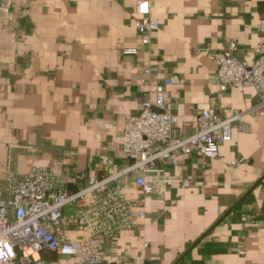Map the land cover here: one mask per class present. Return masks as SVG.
Here are the masks:
<instances>
[{"label": "crops", "instance_id": "1", "mask_svg": "<svg viewBox=\"0 0 264 264\" xmlns=\"http://www.w3.org/2000/svg\"><path fill=\"white\" fill-rule=\"evenodd\" d=\"M0 1V180L8 163L19 176L39 165L73 191L106 159L123 164L124 125L170 75L180 81L164 86L165 103L187 133L204 109L231 115L258 102L251 86L220 90L210 53L235 39L251 65L264 0H148L160 23L148 44L134 25L140 0ZM244 120L250 130H232L215 158L176 153L145 217L107 240L103 264H264V107ZM34 257L85 264L52 250Z\"/></svg>", "mask_w": 264, "mask_h": 264}, {"label": "built area", "instance_id": "2", "mask_svg": "<svg viewBox=\"0 0 264 264\" xmlns=\"http://www.w3.org/2000/svg\"><path fill=\"white\" fill-rule=\"evenodd\" d=\"M3 7L0 1V11ZM135 13L140 41L148 44L160 23L152 17L148 0L138 1ZM260 28L264 29L263 21ZM237 50L236 40L227 39L210 56L217 63L221 91L245 85L254 89L258 102L248 109L231 115L204 109L191 133L179 130L178 117L164 99V86L180 81L178 76L170 75L156 86L155 101L144 103L141 112L124 125L123 164L106 159L104 169L78 189L60 186L57 173L47 167L36 165L19 176L6 164L0 180V264H48L34 257L44 250L76 257L85 264H103L107 240L132 230L136 221L145 217L147 197L165 168L178 164V151L188 154L195 150L215 158L220 144L231 140L232 130H250L244 118L264 107V43L254 47L255 59L249 66L237 57ZM137 52L135 47L123 49L124 54ZM189 185L187 179L181 184ZM133 189L138 194L128 195ZM69 206H75V211L66 214L64 209ZM115 264L143 263L122 259Z\"/></svg>", "mask_w": 264, "mask_h": 264}]
</instances>
